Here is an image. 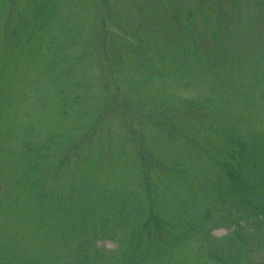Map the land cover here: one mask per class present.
Instances as JSON below:
<instances>
[{
    "label": "rangeland",
    "instance_id": "374dc122",
    "mask_svg": "<svg viewBox=\"0 0 264 264\" xmlns=\"http://www.w3.org/2000/svg\"><path fill=\"white\" fill-rule=\"evenodd\" d=\"M261 134L264 0H0V264H264L218 179Z\"/></svg>",
    "mask_w": 264,
    "mask_h": 264
},
{
    "label": "trees",
    "instance_id": "16d2710c",
    "mask_svg": "<svg viewBox=\"0 0 264 264\" xmlns=\"http://www.w3.org/2000/svg\"><path fill=\"white\" fill-rule=\"evenodd\" d=\"M237 139V137H229L232 149L226 152L224 151L226 156L222 159V164L218 162L220 169L223 172V177L221 175L220 177L218 175L217 176L220 181L227 184V187L225 188L226 191L224 192V198L222 197V200L224 201L223 207L221 206V211L224 214L223 216H227V214L231 215V221L238 224L237 226L240 229L239 222L241 220H246L249 216H257L259 222L264 221V134L256 135L252 138L250 145H248L250 147L249 151H251L250 157L246 156L245 153L244 155H239L238 157L229 156L230 151L240 152L245 148L244 142L238 141ZM240 144L244 145L242 149ZM147 181L148 179L146 180L145 178L144 188L151 189ZM81 188L83 187H78L74 190L78 191V189ZM156 198L157 202L155 201L153 205H151L153 199L150 200V198L144 201V205L142 204L143 209L145 206V209L147 210L146 211L144 209L145 212L143 211L144 217L153 216L152 210H155L156 204L158 205L159 203L158 195ZM68 199L74 200V195H69ZM250 221L251 220H247V223ZM154 225L158 224L154 222ZM238 232V230L233 229L232 235L229 236L228 239L239 241L240 236L237 235ZM210 253L214 254L213 259L215 261L219 260L217 252L211 250ZM28 257L27 254L21 255L20 253L17 256V263H38L40 258L39 256L32 258L30 255H28ZM119 264L132 263L131 259H129Z\"/></svg>",
    "mask_w": 264,
    "mask_h": 264
}]
</instances>
